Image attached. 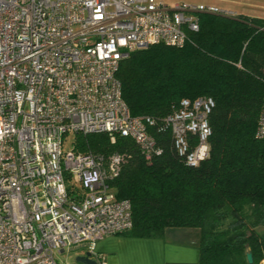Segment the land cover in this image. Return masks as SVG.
<instances>
[{
	"label": "built area",
	"instance_id": "obj_1",
	"mask_svg": "<svg viewBox=\"0 0 264 264\" xmlns=\"http://www.w3.org/2000/svg\"><path fill=\"white\" fill-rule=\"evenodd\" d=\"M200 12L235 10L157 0H0V264H59L56 250L83 246L105 264L97 240L132 226L131 201L111 186L117 152L78 149L69 132L132 137L150 160L169 129L186 163L207 156L211 96L182 98L156 125L132 114L117 76L130 51L181 45ZM264 137V89L255 128ZM75 142V143H74Z\"/></svg>",
	"mask_w": 264,
	"mask_h": 264
},
{
	"label": "trees",
	"instance_id": "obj_2",
	"mask_svg": "<svg viewBox=\"0 0 264 264\" xmlns=\"http://www.w3.org/2000/svg\"><path fill=\"white\" fill-rule=\"evenodd\" d=\"M200 12L199 28L181 45L155 43L122 58L117 70L132 114L156 125L182 98L211 96L206 157L195 165L155 127L161 152L147 160L130 136L75 132L78 149L122 154L111 180L131 201L122 233L161 236L171 225L200 229L198 264H260L264 259V137L255 135L264 89V17ZM252 254V261L246 257Z\"/></svg>",
	"mask_w": 264,
	"mask_h": 264
},
{
	"label": "crops",
	"instance_id": "obj_3",
	"mask_svg": "<svg viewBox=\"0 0 264 264\" xmlns=\"http://www.w3.org/2000/svg\"><path fill=\"white\" fill-rule=\"evenodd\" d=\"M199 239V227L171 225L161 236L105 235L97 240L96 249L104 255L105 264H198ZM74 248H81L78 254L86 252L83 246Z\"/></svg>",
	"mask_w": 264,
	"mask_h": 264
},
{
	"label": "rangeland",
	"instance_id": "obj_4",
	"mask_svg": "<svg viewBox=\"0 0 264 264\" xmlns=\"http://www.w3.org/2000/svg\"><path fill=\"white\" fill-rule=\"evenodd\" d=\"M165 2L171 5L175 1H186V2H206V3H216V5L225 7L231 10H236L238 12H246L252 15L263 16L264 15V0H157ZM116 134L113 137H110L111 140H114ZM75 139V133L69 132L65 138L64 146L66 148L71 147V141ZM75 143V142H74ZM77 144V143H75ZM87 150V149H85ZM81 248H66L63 251L56 250L54 252L55 257L59 264H82L75 260V256L80 252Z\"/></svg>",
	"mask_w": 264,
	"mask_h": 264
},
{
	"label": "water",
	"instance_id": "obj_5",
	"mask_svg": "<svg viewBox=\"0 0 264 264\" xmlns=\"http://www.w3.org/2000/svg\"><path fill=\"white\" fill-rule=\"evenodd\" d=\"M246 257H247V260L249 262L252 261V254H251L250 251H247ZM75 260L78 261V262H81L83 264H94V260L90 257V252L89 251L77 254L75 256Z\"/></svg>",
	"mask_w": 264,
	"mask_h": 264
},
{
	"label": "bare ground",
	"instance_id": "obj_6",
	"mask_svg": "<svg viewBox=\"0 0 264 264\" xmlns=\"http://www.w3.org/2000/svg\"><path fill=\"white\" fill-rule=\"evenodd\" d=\"M116 234V233H115Z\"/></svg>",
	"mask_w": 264,
	"mask_h": 264
}]
</instances>
